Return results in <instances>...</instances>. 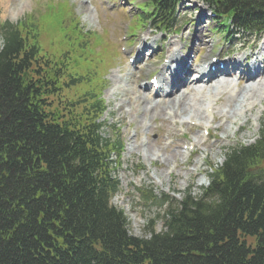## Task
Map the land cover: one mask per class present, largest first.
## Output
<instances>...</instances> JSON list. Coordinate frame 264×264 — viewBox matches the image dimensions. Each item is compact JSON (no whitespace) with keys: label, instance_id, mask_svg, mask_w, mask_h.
Masks as SVG:
<instances>
[{"label":"trees","instance_id":"trees-1","mask_svg":"<svg viewBox=\"0 0 264 264\" xmlns=\"http://www.w3.org/2000/svg\"><path fill=\"white\" fill-rule=\"evenodd\" d=\"M147 1L168 29L180 0ZM204 1L227 28L264 33V0ZM33 24L0 23V264H264V124L255 144L229 149L200 195L155 197L165 230L134 237L111 205L122 139L103 136L100 94L61 116L68 57L41 54Z\"/></svg>","mask_w":264,"mask_h":264},{"label":"rangeland","instance_id":"rangeland-1","mask_svg":"<svg viewBox=\"0 0 264 264\" xmlns=\"http://www.w3.org/2000/svg\"><path fill=\"white\" fill-rule=\"evenodd\" d=\"M143 1L0 0V22L17 23L32 16L39 21L31 29L39 34L41 54L53 61L67 54L58 104L62 117L67 116L71 100L76 107L84 93L100 94L107 107L101 118L104 132L111 135L116 127L124 143L116 169L119 192L111 204L126 215L132 236L149 239L165 230L167 206L155 197L166 196L176 204L188 191L199 195L200 188L209 184L210 168L217 170L229 149L256 143L264 123V76L254 82L235 78L195 82L171 97L142 87L152 76L160 80L166 58L180 42L196 51L188 77L193 79L207 55L227 60L252 57L264 50V36L241 34L227 41L198 0H183L173 31L160 32L140 17ZM71 22L78 23L83 33H73ZM144 38L157 51H146L140 62L132 64ZM69 75L85 79L86 86L69 87ZM260 164L264 168V161Z\"/></svg>","mask_w":264,"mask_h":264},{"label":"bare ground","instance_id":"bare-ground-1","mask_svg":"<svg viewBox=\"0 0 264 264\" xmlns=\"http://www.w3.org/2000/svg\"><path fill=\"white\" fill-rule=\"evenodd\" d=\"M6 3H8V2H6ZM162 51H163V49L160 48L159 53L162 54ZM260 55H261V53H259V56ZM139 58H140V54H137L136 58H135L137 62H140ZM176 59H178V58H176ZM187 60H188L187 56L185 58H182V60L179 62L180 63L179 67L181 69H175L174 70V72H176V73L181 70L177 74V77H179V81H171L170 82V81H168V78L164 79L163 81L160 80V83L162 85H165L164 87H168V89L170 90V95H174V94L182 92L181 89H183L186 86V81H187L188 77L190 76L192 68H193L191 65L188 64ZM224 63L225 64H224L223 68H221L220 64H219V66L217 68H215V69H217L216 71H208V70H206V66L207 65L214 66L215 63H213V62L210 63L209 57L205 58L204 63L202 65V68L200 70V74L198 76L199 77L198 83L199 82H201V83L206 82L207 83V80H210L209 82L212 83V80L214 79V77H216V78L222 77L220 79L227 78V76H229L233 73L232 71H230V68H233V69L237 68L238 69L237 71L240 72V76H242L243 81H246V79H248V81L254 82V81H257L258 79L262 78V76H264V66L260 67V64H264V55L261 56L260 64L256 61L253 62L252 66H251L252 70L249 72H246L245 69H240L242 67H239V66L230 67L228 61L224 62ZM225 74H227V76H224ZM230 77H232V76H230ZM209 82H208V84H209ZM189 86H186V88ZM143 89L145 90L144 87H143Z\"/></svg>","mask_w":264,"mask_h":264}]
</instances>
